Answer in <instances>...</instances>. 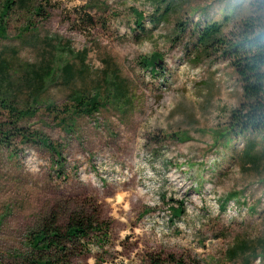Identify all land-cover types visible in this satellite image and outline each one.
<instances>
[{"label":"rangeland","instance_id":"obj_1","mask_svg":"<svg viewBox=\"0 0 264 264\" xmlns=\"http://www.w3.org/2000/svg\"><path fill=\"white\" fill-rule=\"evenodd\" d=\"M263 1L0 0V264H30L32 232L82 212L110 229L58 263L264 264V142L218 140L240 83L196 33L224 17L228 33Z\"/></svg>","mask_w":264,"mask_h":264},{"label":"trees","instance_id":"obj_2","mask_svg":"<svg viewBox=\"0 0 264 264\" xmlns=\"http://www.w3.org/2000/svg\"><path fill=\"white\" fill-rule=\"evenodd\" d=\"M24 2L26 3L27 0ZM12 5H14V0H6L7 10ZM169 10L170 6L166 4L161 15H166ZM142 21L143 19L138 21L139 27L143 26ZM222 22L229 23L228 17H224ZM222 22L206 23L196 31L197 47L200 51L207 56L218 55L227 61L240 83L241 101L236 108L229 112L226 130L218 136V140L229 141L228 138L231 136L236 137L252 132L260 135L264 142V1L253 7L251 15L235 24L228 33L223 31ZM176 26L181 27V23H177ZM159 59L160 56L154 54L149 59H144L142 64L153 75H156ZM77 99L74 102L76 109L87 116H91L99 109L98 99H87L83 96ZM1 103L4 109H10V112L16 113L17 109L14 110L12 104L6 100H2ZM19 131L18 135L23 140H30V137H33V135H26L23 134V131ZM11 133L12 131L0 129L2 138L8 139ZM40 137H36L38 142L57 157V166L62 169L63 157L59 150L60 146L52 143L49 139ZM254 145L249 142L247 148L254 149ZM181 205L168 207L171 221L179 219L183 215L184 211ZM109 229L108 223H100L99 219L84 212L71 215L64 229L60 225L59 216L53 213L50 219H47L36 232H32L29 238V249L36 256L29 259L28 262L30 264H62L58 263L57 257L69 253L73 245L86 239L89 240L93 234L105 235ZM168 259L171 263H180L173 256H168Z\"/></svg>","mask_w":264,"mask_h":264}]
</instances>
